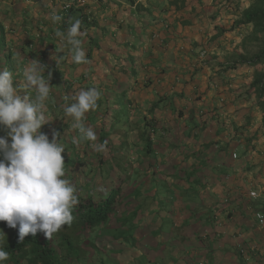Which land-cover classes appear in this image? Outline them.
<instances>
[{"label": "crops", "instance_id": "obj_1", "mask_svg": "<svg viewBox=\"0 0 264 264\" xmlns=\"http://www.w3.org/2000/svg\"><path fill=\"white\" fill-rule=\"evenodd\" d=\"M21 1L4 0L2 5L0 69L7 67L22 83V73L33 60L46 65L45 75L52 73L45 101V105H53L51 111L45 110L50 122L56 115L73 122L62 115L63 105L73 102L66 100L67 95L89 87H97L102 95L98 113L88 112L84 122L92 118L101 122L111 115L101 114L106 105L101 100L128 89L126 100L135 106V139L141 140L148 131L152 143L149 157L143 159L147 163L135 164V191L148 187L146 196L154 197L155 202L197 203L203 210L197 225L185 231L184 245L170 246L169 255L162 258L166 246L157 252L150 248L155 251L156 246L126 249L135 257L146 254L150 264H264V226L255 218L257 213L264 215L257 210L264 209V158L260 157L264 156V121L249 93L251 81L246 87L231 81L239 66L228 70V61L214 57L203 62L193 50L196 35L177 37L161 32L169 24L164 16L169 8L162 9L158 0H138L145 11H136L123 0H88L82 6L73 3L68 19H64L62 8L72 0H23L22 8ZM185 10L179 14L171 10L174 20L168 28L182 31V22L189 26L199 22L189 21ZM53 13L62 20L54 23ZM76 19L86 33L81 39L89 63H74L70 45L55 34L57 30L66 33ZM29 94L34 96V90ZM108 102L111 106L113 101ZM153 105L157 107L150 111ZM139 144L137 152L142 157L143 145ZM141 171L148 172L147 186L141 184ZM253 185L263 191L256 208L250 200L259 197L251 199L250 191L246 192ZM220 205L228 218L222 223ZM152 211L150 220L156 212ZM180 212L174 210L175 227L185 215ZM195 237L207 242H194ZM115 251L125 255V250ZM116 260L118 264L132 261Z\"/></svg>", "mask_w": 264, "mask_h": 264}, {"label": "trees", "instance_id": "obj_2", "mask_svg": "<svg viewBox=\"0 0 264 264\" xmlns=\"http://www.w3.org/2000/svg\"><path fill=\"white\" fill-rule=\"evenodd\" d=\"M123 1L129 6H134L136 11H145L143 6L137 3L138 0ZM250 1V6L243 10L239 19L232 24L233 30L241 27L248 30L240 43L243 54L236 56L226 68L233 70L238 66H246L253 71L249 93L256 101L264 121V0ZM168 8L179 14L185 10V1L171 0ZM70 11L71 9L67 11L64 19L69 18ZM181 25L187 26L188 22H182ZM127 92L128 89L120 92L114 98L112 107L108 105V98L101 100L106 102L100 110L101 114H111L108 126L104 124L103 120L106 119L104 118L97 133L96 143L107 142L103 152L93 150L92 142L89 141H82L81 147H77L72 141L79 138L78 131L71 135L68 126H64L63 129L57 128L61 134L60 143L66 149L65 153H62L65 156L64 178L77 189L78 203L72 210L74 219L70 225L62 227L50 239L37 232L35 236L29 234L23 241L18 240V229L9 228L6 222H0V246L9 253V259L4 264H106L105 248L97 246L95 240L109 237L111 240L133 246L137 242L133 237L136 219L140 214L153 213L152 210L156 211L151 218L152 222L160 221L157 229L150 233L153 238L160 239L153 246H166L165 255H169L170 252L167 250L170 246H183L187 241L185 231L197 225V216L203 212L196 206L197 203H178L177 206L174 200L170 203L155 202L154 197L146 196L147 191L141 189L133 191L135 208L127 213L121 210L125 201V197L122 196L124 186L138 174L133 167L129 141V134L135 131V127L129 120L130 104L126 102ZM63 97L60 95L61 99ZM156 107L153 105L150 111ZM48 109L51 111V107ZM89 113H98V108ZM93 120L95 118L91 121ZM144 125L147 129L149 123L146 122ZM140 141L143 145L142 157L148 158L152 144L148 131ZM98 187H103L105 191H97ZM153 204L156 205V209H152ZM175 209L185 214L181 225L177 227L174 226L172 219ZM207 216L209 217V214ZM148 217L150 218V215ZM112 220L114 224L110 225ZM209 220L213 221L212 218ZM97 229L103 231V234L93 235ZM123 229L126 232L120 234V230ZM106 230L109 231L108 234H105ZM193 239L194 242L201 244L204 241L197 237ZM145 261L144 264H150L148 259Z\"/></svg>", "mask_w": 264, "mask_h": 264}, {"label": "clouds", "instance_id": "obj_3", "mask_svg": "<svg viewBox=\"0 0 264 264\" xmlns=\"http://www.w3.org/2000/svg\"><path fill=\"white\" fill-rule=\"evenodd\" d=\"M54 23L62 17L53 13ZM82 22L76 19L66 33L56 36L70 45L71 60L76 64L89 63L81 37ZM58 63V61H56ZM46 65L33 60L22 73V83L14 79L13 71L0 69V222L18 229V240L37 232L48 239L74 219L72 210L78 203L77 189L65 179V147L61 134L42 131L48 124L45 101L51 91V71L45 75ZM14 82H17L14 86ZM34 90L35 95L29 91ZM23 92V95L21 94ZM102 93L97 87L81 89L68 97L71 103L63 105V113L71 117L80 136L72 143L89 141L96 152H103L106 143H96L97 135L84 123L86 114L98 107ZM97 191L103 192V187ZM5 235V233L3 232ZM9 259V253L0 246V264Z\"/></svg>", "mask_w": 264, "mask_h": 264}, {"label": "rangeland", "instance_id": "obj_4", "mask_svg": "<svg viewBox=\"0 0 264 264\" xmlns=\"http://www.w3.org/2000/svg\"><path fill=\"white\" fill-rule=\"evenodd\" d=\"M63 2H67L68 0H59ZM84 2V5L87 4L88 0H82ZM171 0H158L156 3H158V6L163 7L162 9H166L168 7V4ZM185 3L187 4L185 7L191 8L192 11L185 10L186 13H189L190 15H185L186 18L189 19V21H196L198 19L199 22L192 24L191 26H185L184 30L180 31L179 29L176 30L174 27H170L172 22H173V16L174 14L170 15L171 10L168 9V11H165L164 16L167 19L166 21H169V24H167V28H164L161 30V32L166 31L165 35H170V36H183V34L188 35L189 33L192 35H196L198 37V40L195 42L193 45V50L196 52L198 56H200L201 52H205L204 57H202L203 62H207L209 58H218L221 62H227L230 64L233 62V60L238 56L239 54H243L241 48H240V43L242 40V37L244 34L248 31L247 29L244 28H239V29H232V24L234 21L238 20L240 17V14L243 10L247 9L250 6L251 1L250 0H184ZM111 2H114V0H111ZM20 7H23V0L21 2ZM4 0H0V20H2L3 16V5ZM62 7V6H61ZM196 11V12H193ZM192 12V13H191ZM171 19V20H170ZM187 19V20H188ZM210 20V21H209ZM190 24V23H189ZM216 24V25H215ZM216 27H215V26ZM173 29H175L173 31ZM171 34H170V32ZM219 30H222V32H219ZM185 31L187 33H185ZM1 32V31H0ZM210 36V39H209ZM157 40V39H155ZM1 46V43H0ZM201 58V57H200ZM202 62V61H201ZM202 64V63H201ZM252 73L253 71L249 69L246 66H239L236 68V70L232 73L234 77L231 78V81L233 82H238L240 86H247L250 81H252ZM72 93V92H71ZM128 93V92H127ZM72 95H75V92L72 93ZM118 93H110L108 96V99L113 101L112 98L116 97ZM130 95V94H129ZM131 96V95H130ZM68 95H67V101H68ZM127 98V96H126ZM65 100V101H66ZM126 102H129L126 100ZM130 107H129V120L131 121V124L134 125L135 127V106H132V104L129 102ZM52 108V104L50 105ZM112 107V106H111ZM48 106L46 105L45 110H48ZM59 111V109H57ZM51 113V112H49ZM55 113V112H54ZM57 114V113H56ZM53 121L49 122L48 124L44 125L42 127V131L46 133H51L52 129L61 128L63 129L64 126L69 127V133L73 135V133L77 132L78 129H74L72 127L73 122L65 121V117L59 119V115L55 116ZM115 117V114H114ZM59 120H56V119ZM104 124L108 126L109 124V119L106 118L103 120ZM86 126L92 127L94 131L96 132V135L99 131V127L101 122L98 120H93L91 122H84ZM67 132V133H68ZM79 132V131H78ZM129 141L131 143V152H132V157H133V167L135 168V164H146L147 162L143 161V157L139 156V148L141 147L140 139H135V131L129 134ZM81 147V144L77 145V147ZM80 150V149H78ZM139 151V152H137ZM236 155L241 156L240 151L235 152ZM138 156V158H136ZM261 158H264V156H260ZM146 166V165H145ZM77 171V170H76ZM142 172V171H141ZM144 175L141 176V184H145V186L148 185V172L144 171L142 172ZM165 177H167L165 175ZM255 181V179H253ZM250 188V189H249ZM247 188V193L250 192H256L258 195L257 200H250V203L255 205V208L261 204L259 201L262 198L263 191H259L254 185ZM146 191L148 190V187L144 188ZM135 190V177L132 178V181L127 183L124 186V190L122 193V196L125 197V201L123 205L121 206V210L124 213L130 212L135 208L134 201L132 199L133 197V191ZM145 191V192H146ZM249 192V193H250ZM141 193V192H140ZM131 194V195H130ZM169 203V202H168ZM178 206V203H176ZM156 205H152V209ZM221 207V208H220ZM219 209H221V220L219 222H226L227 217L224 215L226 214L225 208H222L223 205H220ZM254 208V209H255ZM260 212H264V209H257ZM121 211V212H122ZM175 211L180 212L181 210L175 209ZM182 214V212H180ZM148 213L140 214L138 218L136 219V226L133 231V236L136 239V244L134 243L133 246L127 245V244H122L121 241H116V240H111L109 237H102L100 239H96V245L97 246H103L102 249L105 248V257L104 260L106 264H118L117 258H126L127 260L130 258L132 261L129 264H144L146 261V254L141 256V257H135L133 256L134 252L128 251L126 247L133 248L134 246H153L157 241H159V238H153L152 235L150 234L154 229L157 228L159 222L156 224L150 220L148 217ZM114 224V221L112 220L110 222V225ZM125 229L120 230V234L124 232ZM261 231H264L261 230ZM105 234H108L109 231L106 230L104 231ZM126 232V231H125ZM124 232V233H125ZM96 233L99 235L103 234V231H99L98 229L93 233V235ZM260 235V234H259ZM241 235L236 236L237 238L240 237ZM261 238V235H260ZM263 239V238H262ZM264 240V239H263ZM125 247V248H124ZM127 247V248H128ZM163 246H156L155 251H153V247H150L152 252H157L160 250V248ZM117 249L125 250L124 254H120L119 252L115 251ZM146 250H150L148 247H145ZM166 251H163L162 257H164ZM143 253H146L144 251ZM118 255V256H117ZM133 256V257H132ZM160 264V263H159Z\"/></svg>", "mask_w": 264, "mask_h": 264}, {"label": "built area", "instance_id": "obj_5", "mask_svg": "<svg viewBox=\"0 0 264 264\" xmlns=\"http://www.w3.org/2000/svg\"><path fill=\"white\" fill-rule=\"evenodd\" d=\"M73 3H76L78 6L84 5V2L82 0H72V2L70 4H64L63 8H62V12L64 13L63 17L66 15V13L70 9V7L73 6ZM204 55H205V52H201L200 57L202 58V57H204ZM234 157L235 156L233 155V158ZM249 197L251 199H257L258 195L255 192H250ZM255 218H256V221H257L259 226H264V215L263 214L257 213V214H255Z\"/></svg>", "mask_w": 264, "mask_h": 264}]
</instances>
